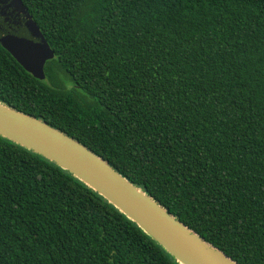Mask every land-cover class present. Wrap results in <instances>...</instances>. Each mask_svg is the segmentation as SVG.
<instances>
[{
	"label": "trees",
	"instance_id": "1",
	"mask_svg": "<svg viewBox=\"0 0 264 264\" xmlns=\"http://www.w3.org/2000/svg\"><path fill=\"white\" fill-rule=\"evenodd\" d=\"M44 80L0 44V102L59 129L239 264H264V0H22ZM0 264H179L0 136Z\"/></svg>",
	"mask_w": 264,
	"mask_h": 264
},
{
	"label": "water",
	"instance_id": "2",
	"mask_svg": "<svg viewBox=\"0 0 264 264\" xmlns=\"http://www.w3.org/2000/svg\"><path fill=\"white\" fill-rule=\"evenodd\" d=\"M0 44L44 80L54 57L22 0H0ZM0 136L55 163L94 190L179 264H239L178 220L85 145L47 122L0 102Z\"/></svg>",
	"mask_w": 264,
	"mask_h": 264
}]
</instances>
